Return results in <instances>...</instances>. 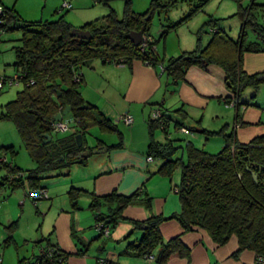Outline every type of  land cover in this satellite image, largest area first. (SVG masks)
<instances>
[{"label": "trees", "instance_id": "1", "mask_svg": "<svg viewBox=\"0 0 264 264\" xmlns=\"http://www.w3.org/2000/svg\"><path fill=\"white\" fill-rule=\"evenodd\" d=\"M95 1L109 5L115 0ZM124 1L126 6L123 19L111 12L103 23L96 21L79 29L90 32L91 38L86 40L72 35L73 26L63 18L54 22H25L14 9L0 6L3 11L0 15V27L8 33L16 30L21 33V45L15 48V70L23 75L24 87L17 98L5 106L1 120L16 125L27 151L37 165L36 169L25 173L14 162H0L6 170L0 181V199L7 193L24 191L36 207L41 201L48 200L38 198L41 191H46L41 186V181L48 174L58 170L70 171L75 166L86 167L89 159L83 158V154L89 151L92 155L94 150L103 148L102 142L94 148L88 146L87 135L94 127L108 133H117L120 137L119 144L107 148L108 151L122 148L123 137L118 126L106 119L96 106L84 100L80 91L82 75L80 83H75L73 78L75 74H81V69L93 60L115 64L123 61L126 65L135 60L144 63L148 61L150 66L162 63L156 51L148 50L143 54L141 44L136 46L130 38L131 34L144 30L143 36L152 39V47L167 38L172 30L170 27L165 28L159 39L154 38L150 32L152 20L159 11L158 3L153 1L147 12L136 14L132 9V0ZM235 1L239 6L238 16L243 22V37L240 42L226 37L224 31L216 27V22L211 21L209 26L214 37L206 48L169 59L164 67L175 83L192 67L204 69L212 64L221 66L226 74L227 86L236 96V100L226 104L235 102V107L240 109L243 106L240 97L247 89L257 91L264 86V73L251 76L242 68L246 52H264V27L255 17V0H250L249 7L243 6L245 0ZM247 29L256 33L262 44L246 47L244 42ZM30 81L35 84L29 85ZM85 106L88 108L83 109ZM67 107H70L69 114L77 125L71 133L56 134L53 130L55 118ZM164 120L163 130L159 121H149L152 137L155 132L162 131L167 141L159 143L153 139L148 157L162 161L163 165L157 174L163 177L171 179L180 171V185L175 190L182 211L169 219L153 217L142 223L135 222V228L142 230L143 236L138 242L129 244L128 255L146 262L147 257L152 256L155 264H168L172 257L189 258L190 250L183 245L180 236L168 242L163 241L161 225L165 221L176 220L185 233L195 229L204 230L219 246L226 245L231 238L236 237L239 243V250L234 255L236 258L247 250L257 256H264V135L248 144H241L233 133H226L225 128L219 132L204 130L207 140L210 137L223 139L222 150L214 155L191 141L182 144V140H170L167 134L171 120L166 117ZM180 127L185 126L178 123L174 128ZM189 130L195 132L192 128ZM79 134L84 140L82 147L78 146L76 140ZM47 136L52 138L50 142H47ZM179 151L182 156L178 157ZM8 155L12 161L16 157L13 147L0 148V158ZM18 173H23V178L10 183V177ZM253 173L258 177L257 183ZM69 196L75 208L81 197L89 196L90 210L95 216L96 225L102 223L111 232L123 219V213L129 206L145 203L146 207H151V201L146 196L142 198L143 191L131 196H123L115 191L99 197L94 193L72 188ZM100 234L103 238L110 237ZM43 242L44 245L41 244ZM37 244L43 245L40 255L33 260H20L19 264H66L73 256L64 252L51 238L38 241ZM82 245L85 249L78 251L77 256L87 253L88 246L84 243ZM43 252L46 254L42 255ZM50 253L51 256L47 257ZM101 262L104 263L99 260L98 264H102Z\"/></svg>", "mask_w": 264, "mask_h": 264}, {"label": "crops", "instance_id": "2", "mask_svg": "<svg viewBox=\"0 0 264 264\" xmlns=\"http://www.w3.org/2000/svg\"><path fill=\"white\" fill-rule=\"evenodd\" d=\"M195 43L191 39L187 42L179 39L177 47L173 48L170 47L169 37L166 38L163 48L160 45L156 46V54L162 62L157 66H148L140 60H135L125 67L102 60H93L80 71L83 77L80 91L84 100L96 106L106 119L118 126L122 133L123 146L121 149L107 150L119 144V136L112 137V140L110 138L109 143L105 139L98 140L96 143L87 141L91 148L102 142L103 148L99 150H105V152L98 154L104 158L94 160L92 158L94 154L90 155L88 165L84 167L88 170L81 177L76 178L75 174L70 187L89 194L94 193L99 197L107 196L115 191L123 196H131L138 191H143L142 198L146 196L151 201L149 208L145 203L129 206L110 237L102 238L106 239L103 240L105 245H108V242L118 244L116 248L109 251L107 258L110 260H103L104 264H121L120 262L155 264L141 258H135L136 261L131 260L133 256L128 255L129 244L138 242L143 236V231L136 229L134 223H142L153 217L169 219L182 211L175 191L180 185V178L177 181L175 178L170 179L157 174L163 165L162 161H149L148 150L153 139L159 143L167 141L162 131H157L162 133V139L155 137L156 132L154 137L151 135L149 121L153 111L160 109L166 119L171 120L170 130L178 123L190 129L191 127L185 125V120L195 117L194 120L199 121V117L202 116L199 128L194 130L203 137L194 138L192 135L185 134L182 136L177 134L174 137L169 130L170 140L185 142L193 139L200 143V146L195 144L197 147L207 152L210 149L203 140L204 136H207L203 133L204 130L219 132L225 128L226 133H233L241 144H248L264 135V86L257 91L252 88L247 89L246 94L240 97V103L243 106L239 110L233 108L234 111L231 113L225 106L227 102L236 100V96L227 86L226 74L221 66L212 64L204 69L192 67L187 70L182 79L175 83L162 70V65H165L169 59L177 58L181 52L196 51ZM200 48L203 49V45ZM242 68L251 76L264 73V52H246ZM125 115L133 117L134 122L131 126L119 121ZM119 125H123L126 129L120 130ZM209 145L219 151L224 144L222 141L216 144L209 143ZM72 169V173L77 171ZM64 192L68 193V186L64 187ZM47 195L49 201L54 198V203L59 199H57L59 195L54 192L49 194L47 191ZM69 203L72 204L71 200ZM90 203L89 196L81 197L76 208L73 204L71 205L73 210L67 205V209L56 207L57 211L52 216L55 243L64 252L73 255L66 264H94L92 262L94 257L88 253L91 244L86 245L84 241V245L88 246L87 253L77 256L80 247L76 244L73 235L76 232L81 236L80 234L90 227L96 230V225L93 226L96 223L94 214L89 215L86 222L81 213ZM62 206H65V203ZM160 230L164 242L180 236L183 245L190 250L189 258L172 257L168 264H258V256L252 251L247 250L240 253L238 258L234 257L239 250L236 237L231 238L226 245L219 246L204 230L195 229L185 233L176 220L165 221ZM82 239L79 241L82 242ZM126 256L129 258L124 259L123 257ZM99 260L102 261L97 259L98 262ZM3 263L1 260V264Z\"/></svg>", "mask_w": 264, "mask_h": 264}, {"label": "rangeland", "instance_id": "3", "mask_svg": "<svg viewBox=\"0 0 264 264\" xmlns=\"http://www.w3.org/2000/svg\"><path fill=\"white\" fill-rule=\"evenodd\" d=\"M153 1L158 3L159 11L156 12L152 20L150 32L159 39L161 31V34H163L165 28H172L167 35V39L169 37L170 47L176 48L179 39L185 42L191 39L196 42V50L200 48L201 45H203V49L206 48L214 37V34L211 32V27L209 26V22L211 21L216 22V27L224 31L226 34L225 36L229 37L234 42H240L243 37V22L238 16L239 6L235 0H132V9L136 14H143L150 9ZM65 3H71L73 8L71 10H63ZM0 4L2 7L14 9L20 19L25 22H54L63 18L77 30L96 21L103 23L105 17L109 16L111 12H115L119 19H123L126 6L124 0H115L109 5L96 2L95 0H0ZM255 4L257 5L255 17L258 23L264 27V0H255ZM250 5V0H245L243 2L244 7H249ZM20 39L21 33L18 30L7 32L0 37V78L10 79L16 75L15 65L17 63V57L15 48L21 45ZM257 43L262 44L257 34L247 29L244 45L248 47ZM159 45L163 48L164 39L157 44V46ZM183 54H185V52H181L178 57ZM162 67L165 69L164 65H162ZM23 89V85L11 87L6 85L0 90V148L13 147L17 153L16 157L13 161L10 155H8L7 158L26 173L36 169L37 165L27 151L16 125L13 122L1 120L5 106L14 101L17 98V94L22 92ZM244 93L246 94V92ZM244 95H242V97ZM235 108L238 109V107ZM227 109H229L231 113L234 111L232 110L233 108ZM72 118L71 114L64 117L67 122H71ZM194 118L195 117L186 119L184 123L188 127L198 129L200 125L199 121H201L202 116L199 117V121L194 120ZM207 119L210 121L208 117ZM208 120L207 122H209ZM231 121L233 122V117ZM75 125H77V123ZM119 126L122 131L126 129L123 125ZM220 127L222 128L223 126ZM221 128L216 129L220 130ZM163 129L164 128H162V130ZM170 131L174 137L177 136V134H180V136L183 135L178 129H174V127H172ZM170 131L167 135H170ZM201 136L203 137L199 132L193 134L194 138ZM61 137H63V135H61ZM112 137L117 138L118 134L108 133L102 131L99 127H94L87 135V141H89V143H96L98 140L105 139V141L109 143ZM155 137H157V139H162V133L156 132ZM187 139L188 138H186V140ZM203 140L205 145L210 149L208 151L210 154L215 155L221 151L214 150L212 146L209 145V143H221L223 141L221 137H210L207 140V136H204ZM187 141H191L197 146H200V143L198 144L196 140L188 139ZM182 144H186V142ZM177 156H182V152L179 151ZM92 158L95 160L97 158L103 159L104 157H102L101 154H94ZM2 167L0 163V181H2L6 174V170ZM73 168L77 169L74 173H72L73 169L70 171L58 170L48 174L41 181V186L45 188L49 194L54 192L56 195H59L57 196V199H59L55 203L54 198L52 201L43 200L40 202V205L36 207L32 199L26 197L28 195H26L24 191L7 193L0 199V261L3 260V264H19L20 260H33L36 256L40 255L41 246L45 244V242H43L41 243L43 245H39L37 244L38 241L51 238L53 243H55L53 238L54 222L52 221V216L57 211L56 207H64L67 209V205L73 210L71 207L72 204L70 205L69 203V193L72 189L70 185L72 180L75 179V174L76 178L81 177L82 174H85L88 170L82 166H75ZM173 178L177 179V181H179V178L181 180L180 171H177ZM66 186H68V193L65 194L64 187ZM64 203L65 206H62ZM81 213L87 222V217L92 214L90 205ZM94 225H96V223H94L93 226ZM73 235L76 244L80 247V251L85 249L82 245L84 241L86 245L91 244L88 253L90 256L94 257L92 259L94 260L92 261L94 264L98 263L97 259L110 260L107 258L109 251L118 246L117 243L113 242H108V245H105L103 240L106 239H102L103 237H100L101 234L91 227L85 230L84 233H81V236L76 232ZM81 238H83L82 243L79 241ZM123 258L126 259L129 257L126 256ZM132 258L134 257H131V260H135V258ZM120 263L123 264L122 262Z\"/></svg>", "mask_w": 264, "mask_h": 264}, {"label": "built area", "instance_id": "4", "mask_svg": "<svg viewBox=\"0 0 264 264\" xmlns=\"http://www.w3.org/2000/svg\"><path fill=\"white\" fill-rule=\"evenodd\" d=\"M70 10L72 9V4L71 3H65L64 6H63V10ZM3 11L2 9L0 8V15H2ZM2 25V20L0 19V26ZM215 32H217V30H214ZM7 33L5 29H3L2 27H0V37ZM151 42H152V39L150 37H147V36H143V39H142V42H141V45H140V49H141V52L143 54H145L148 50L149 51H156V47H152L151 46ZM115 64V63H114ZM146 65L150 66L149 65V62L147 61L145 63ZM118 65L122 66V67H125L126 64L121 61ZM162 70L165 71V69L162 67ZM23 75H21L20 73H16V75L13 77V78H10V79H6V78H0V90H2L6 85L8 86H18V85H23ZM82 80V77H81V74H75L74 75V78H73V81L75 83H80ZM35 82L34 81H30L29 82V85H34ZM228 108H235V105L236 103L235 102H231L230 104H226ZM164 114L163 112L160 110V109H156L155 111H153V114H152V120L154 121H159L162 125V128H164V124H165V120H164ZM119 121H122L125 125L127 126H131L134 122V119L131 115H125L123 117H121L119 119ZM76 122L71 120V122H67L64 117L62 119V121L60 122H56L54 123V126H53V130L56 134H67V133H71L74 126H75ZM178 131L182 134H185V135H192L193 136V132H191L188 128L186 127H180L178 129ZM168 137L170 138V135H168ZM154 159L152 157H149V161H153ZM8 161V158L7 156H2L0 158V162L2 163H7ZM11 168H12V165H10ZM23 178V173H18L16 175H13L10 177V183H12L13 181L15 180H18V179H21ZM36 197V196H35ZM38 198H43V199H47L48 198V195H47V191H41V195L40 197ZM96 230L99 232V233H102L104 237H109L110 234H111V229L109 227H106L104 224L102 223H98L96 225ZM46 253L43 252L42 255H45ZM51 256V253L49 255H47V257H50ZM154 261V257L152 256H149L147 257V262L148 263H152ZM102 264H104L103 262H101ZM36 264H39V263H36ZM258 264H264V256H258Z\"/></svg>", "mask_w": 264, "mask_h": 264}, {"label": "water", "instance_id": "5", "mask_svg": "<svg viewBox=\"0 0 264 264\" xmlns=\"http://www.w3.org/2000/svg\"><path fill=\"white\" fill-rule=\"evenodd\" d=\"M72 35L78 36L80 39H84V40L91 38L90 32H85L83 30H77V29H74L72 31ZM143 35H144V30H141L140 32H135V33L131 34L130 38L136 46H139L142 42ZM86 108H88V106H85L83 109H86ZM69 113H70V107H67L62 114H58L56 116L55 122L62 121L63 117L67 116ZM51 140H52V138L50 136H47V142H50ZM76 140H77L78 146L82 147L84 144L83 136L81 134L77 135ZM102 152H105V150L96 149L93 151V154H98V153H102ZM82 157L83 158H89L90 152L86 151ZM253 176H254L255 182L257 183L258 182L257 175L255 173H253Z\"/></svg>", "mask_w": 264, "mask_h": 264}]
</instances>
